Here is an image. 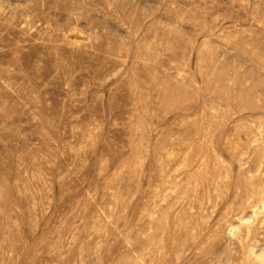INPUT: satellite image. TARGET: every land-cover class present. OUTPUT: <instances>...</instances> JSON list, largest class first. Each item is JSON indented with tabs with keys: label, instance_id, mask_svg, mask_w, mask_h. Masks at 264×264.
<instances>
[{
	"label": "rangeland",
	"instance_id": "374dc122",
	"mask_svg": "<svg viewBox=\"0 0 264 264\" xmlns=\"http://www.w3.org/2000/svg\"><path fill=\"white\" fill-rule=\"evenodd\" d=\"M0 264H264V0H0Z\"/></svg>",
	"mask_w": 264,
	"mask_h": 264
},
{
	"label": "bare ground",
	"instance_id": "6f19581e",
	"mask_svg": "<svg viewBox=\"0 0 264 264\" xmlns=\"http://www.w3.org/2000/svg\"><path fill=\"white\" fill-rule=\"evenodd\" d=\"M187 192V191H186ZM181 224V223H180ZM186 225V224H185ZM190 226V225H189Z\"/></svg>",
	"mask_w": 264,
	"mask_h": 264
}]
</instances>
